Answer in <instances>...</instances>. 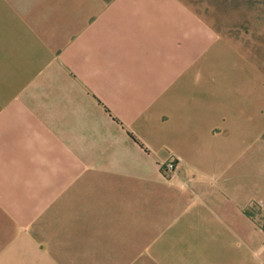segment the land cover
Listing matches in <instances>:
<instances>
[{"label": "crops", "instance_id": "crops-1", "mask_svg": "<svg viewBox=\"0 0 264 264\" xmlns=\"http://www.w3.org/2000/svg\"><path fill=\"white\" fill-rule=\"evenodd\" d=\"M178 21L176 9L162 6L161 0H0V127L4 119H19L17 106L24 103L27 112L31 111L30 120H41L40 125L32 123L28 133L32 148L56 147L54 158L61 177L66 174V165L74 166L71 179L77 185H73V196L81 198V204L75 210V224L61 220L59 228L74 227L76 236L79 229H90L89 235L80 236L85 240L81 244L152 243L155 247L149 259L159 264H178L179 259L181 264H242L241 260L259 264L258 245L262 242L242 243L240 223L221 225L217 221L215 226L208 220L197 224L177 215L180 209L174 204L175 195L170 196L169 206L160 195L156 200L159 207L155 204L158 209L146 210L141 190H131L128 185L121 190L108 189L114 173L107 167L115 165L114 159L106 156L96 160L99 148L94 153V147L87 148L86 141L85 145L81 142L85 135L82 128L91 123L95 130L97 122H85L81 114H65V91L51 89L52 82L63 79L69 89L73 88V99L74 92L86 88L99 103L113 105L110 115L121 127L122 143L128 147L117 148V153L123 150V158L132 156L124 149L136 154L138 163L148 167L142 179L160 178L159 166L173 154L180 161L174 185L189 187L191 180H198L193 170L200 169L202 180L209 185L212 182L214 191L225 188L218 182L220 174L227 176L223 184L239 189L240 179L234 174L241 153L236 114L229 117L222 108L227 100L225 87L196 80L198 71L209 72L205 62L195 65L209 45L204 48L198 40L203 47L195 49L192 28ZM54 39L56 43L51 42ZM57 45L62 48L60 57L57 65H50ZM65 63L74 76L59 74L65 71ZM219 78L224 80L225 74ZM226 116L229 124L225 127ZM217 122L223 128L215 127ZM211 133L217 138L228 136L227 142L233 145L214 148L209 143L205 148L201 136ZM105 154H115L114 148ZM117 175H121L119 180L131 179L130 172ZM235 206L221 205L219 210ZM57 212L62 210L57 208ZM224 225L230 230L224 231ZM17 228L16 219L3 222L0 218V233L4 229L9 233L0 246V264H66L64 254L47 249L48 244L43 246L45 250L40 249L29 234L20 235ZM226 240L238 247L225 257L218 248V252L199 256L179 253L173 247L224 246ZM93 253L88 259L103 261L100 264L130 260L127 252L103 249ZM188 257L193 258L190 263Z\"/></svg>", "mask_w": 264, "mask_h": 264}, {"label": "rangeland", "instance_id": "rangeland-1", "mask_svg": "<svg viewBox=\"0 0 264 264\" xmlns=\"http://www.w3.org/2000/svg\"><path fill=\"white\" fill-rule=\"evenodd\" d=\"M161 5L170 6L172 11L175 8L178 22L187 23L186 27L192 28L195 49L202 44L204 48L207 43L209 45L204 51V57H198L195 61V65L198 66H201L200 62H205L209 72L198 71L196 80L199 83H217L225 87L227 100L222 108L229 117L231 114H236L235 125L240 131L241 141L239 138L237 140L241 143V153L234 174L240 179L237 184L238 186L240 184L239 189L223 184V179L225 180L227 176L220 174L218 182L225 188L214 191L212 182L209 185L202 180L204 173L199 171L200 169L193 170L192 174L197 175L198 180H191L189 187L174 185L173 177L180 171V161L173 154L159 166L160 178L142 179L148 173V167L143 168L138 163L136 154L130 149L124 151L130 153L131 158L130 156L123 158V150L117 153L119 151L117 148L128 147L122 143L121 127L110 115L113 105L99 103L86 92V88L79 90L83 92L81 94L79 91L74 92L76 100L73 99V88L69 89L68 82L63 79L52 82L51 89L61 90L62 93L65 91L63 105L65 114L69 113L70 117H79L81 114V120L90 122L92 119L91 122H97L95 130L92 129L91 123L88 127L82 128V134L85 135L81 136V142L85 145L86 141L87 148L94 147L92 149L94 153L96 148H99L95 156L96 160L106 156L114 159L115 165L107 167L114 173V179L107 183L108 189L121 190L128 185L131 190H141V200L143 193L146 196V210L158 209L159 204L156 200L160 195H163L164 203L169 206L170 196L175 195L177 200L174 204L177 209L179 207L182 210V212L179 210L177 215L183 216L187 221L196 220L197 224L208 220H210L209 224L215 226L218 222H222L221 225H228L229 222L240 223L242 231L239 236L242 243L249 244L257 240L262 242V245H258L261 252L258 261L259 264H264V0H161ZM198 40L203 43L200 44ZM51 42L56 43V40ZM61 51L62 48L58 45L52 50L50 65H57ZM64 69L63 73H59L61 76H74L72 68L66 63ZM221 73L225 74L224 80L219 78ZM209 77L213 82L209 81ZM62 86H66V89ZM17 108L21 111H18L19 119L16 121L4 119L0 127V218L3 222L16 219L20 235L29 234L40 249L45 250L43 246L46 247L48 244L47 249L59 255L64 254L66 264L103 263L88 259L89 253L100 252L103 249L130 253L129 261L118 263L115 260L114 264H159L149 259L155 247L152 243L83 245L80 242L85 240L80 236L89 235L90 229H79L77 231L79 234L76 236L74 227L59 228V225L63 224L61 220L68 224L74 223L75 210L81 204V198L73 196L74 186L77 185V181L71 179L74 177V166L66 165V174L59 176L60 167L54 158L56 147L32 148L31 137L28 136L31 124L40 125L41 120L34 121L35 118L31 121L29 118L32 115L31 111L27 112L24 103ZM228 119L227 117L225 127L229 124ZM206 123H209V120ZM214 126L223 128L221 122H217ZM110 133L113 134L110 136ZM201 139L205 141L203 145L205 148L210 147V144L214 148H229V144L233 145L227 142L228 136L217 138L211 133L208 136H201ZM109 148H114L115 154L106 155L105 152ZM172 159L176 163L173 170L169 169L168 165ZM82 165L84 167L85 164ZM127 172H130V181L117 179L121 177L117 173ZM233 204L236 205L235 209L219 210L221 205ZM57 208L62 212L58 213ZM228 230L229 227L225 226L224 231ZM235 231L238 233L237 229ZM8 236L6 229L1 231L0 242L3 243L0 246L4 245V240ZM224 242V246L180 244L173 247H177L179 253L199 256L211 251L218 252L217 248L222 255L225 254L224 257L237 252L238 245L227 243V240ZM189 259L193 258L188 257L190 263ZM177 263L181 264V260L179 259ZM240 263L249 264L242 260Z\"/></svg>", "mask_w": 264, "mask_h": 264}, {"label": "built area", "instance_id": "built-area-1", "mask_svg": "<svg viewBox=\"0 0 264 264\" xmlns=\"http://www.w3.org/2000/svg\"><path fill=\"white\" fill-rule=\"evenodd\" d=\"M168 165H169V169L171 170H173L176 167V163L173 159L169 162Z\"/></svg>", "mask_w": 264, "mask_h": 264}]
</instances>
